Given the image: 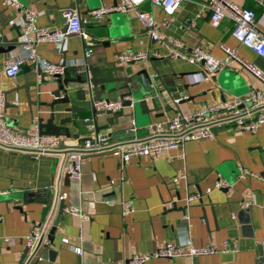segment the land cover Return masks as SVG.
I'll return each mask as SVG.
<instances>
[{"label": "crops", "instance_id": "crops-1", "mask_svg": "<svg viewBox=\"0 0 264 264\" xmlns=\"http://www.w3.org/2000/svg\"><path fill=\"white\" fill-rule=\"evenodd\" d=\"M75 1L20 0L36 10L39 27L63 32L67 26L65 13ZM232 1L254 9L259 27H264L263 8L256 0ZM200 2L185 0L171 25L163 30L181 41L184 49L201 46L217 58L225 56L222 45L236 47L241 57L264 72V57L234 38L233 22L226 18L219 26H212L210 11L202 9ZM121 3L122 0H81L79 3L77 9L83 17L89 18L85 28L94 42V51L88 60L94 66H100L103 61L122 65L127 62L121 60V55L148 52L149 57L140 60L136 69L147 68L155 78L157 85L152 88L157 109L152 103L153 96L148 95L145 107L150 111L148 116L143 115L141 108L134 111L132 107L123 106L121 111L131 116L122 121L128 125V131L114 132L110 128L100 133L113 132L115 140L144 137L149 126L177 114L189 115L207 105L245 96L252 89L264 93V84L240 66L229 67L204 79L203 64L170 58L168 50L150 37L134 11H113L100 20L90 17L93 10ZM140 8L159 21L165 17L162 8L151 1L144 2ZM198 13L201 15L192 26L187 21ZM21 22L19 11L0 0V23L6 25L1 34L9 39L17 38ZM62 44L41 43L36 51L42 59L53 63L63 62L65 54L68 63L84 62L88 45L80 36L67 37ZM20 51L19 44L11 52L0 54V109L5 111L13 129L27 132L36 119L39 122L50 117V104L54 99L51 91L56 83L50 77L40 81L28 64L22 65L17 77H9L5 63ZM32 82L39 84L29 86ZM180 93L186 98L177 105L174 99ZM116 99L120 98H112ZM62 108L56 107V125L61 118L69 116ZM161 113L164 115L158 116ZM90 117L89 112L76 114L77 119ZM105 118L99 117L100 125L106 123ZM133 121L136 133L131 131ZM65 127L71 136H62L69 144L82 142L95 133L92 126L70 123ZM214 131L213 139L188 141L183 146L165 149L156 159L135 156L123 168L111 153L90 155L83 160L81 179L70 178L69 184L65 183V176L59 183L58 156L37 158L0 148V264H22L26 258V239L33 225L45 221L52 213L53 225L58 220L57 228L51 246L43 251L44 260L35 264H125L134 253H152L166 242L187 241L196 246L213 243L219 247L227 241L238 251L153 258L145 264H262L264 124L252 133L234 124L218 125ZM241 168L249 169L254 175L242 177ZM219 177L228 182V187L215 188ZM208 189H212L210 193ZM59 190L68 194L66 206L82 209L90 220L82 222L65 209L60 214V203L54 208ZM193 192H202L203 197L187 205L185 199ZM15 199L22 201L21 204ZM121 199H131L134 211L123 215ZM243 202H249L250 206L244 208ZM81 231L85 241L83 253L78 254L75 248L80 245Z\"/></svg>", "mask_w": 264, "mask_h": 264}, {"label": "built area", "instance_id": "built-area-1", "mask_svg": "<svg viewBox=\"0 0 264 264\" xmlns=\"http://www.w3.org/2000/svg\"><path fill=\"white\" fill-rule=\"evenodd\" d=\"M8 7L19 11L22 15L21 35L18 41L21 46L19 55L9 58L5 63V72L9 77H17L22 71V65L28 64L39 80L44 75L53 77L63 75L65 66L63 62L53 63L42 59L37 54V46L41 43H54L58 46L67 39L69 34L80 36L88 45L84 59L93 53L92 37L85 28L89 18L83 17L79 9H68L65 13L67 30H51L37 25V12L29 6L23 5L20 0H4ZM160 6L165 14L162 20H158L151 13L142 10L140 6L146 2ZM185 0H122L116 7L105 6L91 11L90 17L100 20L104 15L113 11H134L138 18L146 27L150 37L168 50V55L172 59H181L192 64H203L204 79H209L212 75L232 66H240L253 74L264 84V72L252 63L247 62L238 53L236 47L222 45L225 53L223 58L211 55L201 46L184 49V44L176 38L168 35L163 29L168 28ZM257 4L263 8L264 0H256ZM202 9L210 11V23L217 27L224 19L233 22L232 35L242 45L252 49L259 56L264 57V27H259L258 16L254 9L247 8L232 0H201ZM198 13L195 18L188 19L192 26L197 23ZM148 52H129L121 55V60L125 62L140 61L149 57ZM79 61H72V64ZM186 98L183 93L174 99L175 104ZM123 99L98 100L95 107L98 110L117 112L123 108ZM1 104H4L1 98ZM221 124H234L244 132H256L264 124V93L252 89L245 96L235 97L232 100L219 101L203 107L189 115L177 114L165 122H157L148 128V133L144 137H132L123 140H115L108 133H93L84 141L69 144L67 138L62 135L41 133L38 119L33 127L27 132H19L10 125L6 113L0 109V148L8 151H17L30 154L34 157L58 156L60 161V179L69 175L70 178L81 179L83 172V160L94 154L111 153L121 162L123 168L135 156L151 157L156 159L161 151L173 147L185 145L188 141L202 139H213L214 128ZM131 131L137 132L135 121L132 122ZM254 175L249 169L241 168V176ZM178 178H174L176 181ZM228 182L223 178L215 183V188L228 187ZM212 189H208L210 193ZM202 192L189 193L186 197L187 205L192 201L202 199ZM68 194L59 190L55 197L54 208L61 201H66ZM122 213L127 215L134 211L131 199H121ZM242 206L247 208L249 202H243ZM53 209V211H55ZM65 210L73 216L79 217L82 222L90 220V216L82 209L73 205H67ZM52 211V212H53ZM53 213L43 222L33 225L26 239L29 249L22 264H35L44 260V249L51 246L49 238L50 230L53 226ZM1 220V217H0ZM80 245L75 248L78 254L83 253V243L85 241L83 232H80ZM227 241L222 247L208 243L201 246L194 245L191 241L186 243L166 242L152 253H134L125 264H145L153 258H175L194 257L201 255H212L227 252H237ZM264 264V256L263 262Z\"/></svg>", "mask_w": 264, "mask_h": 264}, {"label": "water", "instance_id": "water-1", "mask_svg": "<svg viewBox=\"0 0 264 264\" xmlns=\"http://www.w3.org/2000/svg\"><path fill=\"white\" fill-rule=\"evenodd\" d=\"M81 0L75 1L68 9H77ZM0 54H7L15 49L20 43L18 37L21 35L19 33L17 38L9 39L7 35H2L6 29V25L0 23ZM21 28V26H20ZM67 26L65 28L66 32ZM75 34H69L68 37ZM63 45V44H62ZM86 49V46L84 47ZM77 54V51H75ZM67 56L65 54V59L63 65L65 66V71L63 75H56L50 77L53 79V83H56V87L51 91L53 96V101L50 104L52 109L50 117L44 121V119H39V130L41 133L53 134V135H66L71 136L67 124L74 123L79 126H92L95 133H100L101 131L108 130L112 128L115 131H128L129 127L126 123L122 122L124 118H129L131 116H126L121 110L117 112L98 110L95 107V102L98 100L106 99L112 100L115 96L124 100V107H132L134 111L138 108L143 109V115L148 116V112L145 107L147 104L146 96L152 95V103L157 109V99L154 96L155 90L152 88L157 85L155 78L149 73L147 68H138L137 63L139 61L127 62V64L118 65L114 62L103 61L100 66L92 65L88 58L84 62H76L72 64V61L68 63ZM35 75L36 73L33 72ZM49 77L44 75L40 81L46 80ZM39 82L29 83L31 85H38ZM152 88V89H150ZM84 103L80 106L78 103ZM63 106L62 112L68 113L69 116L63 117L59 120V125L55 124L57 118L56 109L57 106ZM161 110V108H160ZM156 111V110H154ZM91 114L90 118L87 119H77V113ZM161 113L158 116H163ZM105 116L106 123L103 125L99 124V117ZM133 116V115H132ZM145 116V117H146ZM113 132L110 133L112 136ZM129 134V133H127ZM70 176H65V183L69 184ZM18 205L22 201L15 199ZM66 207L65 201L60 202V214L64 212ZM20 210L21 206H18ZM245 213V211H244ZM264 221V220H263ZM249 224L251 221L248 222ZM58 220L55 222L50 230L49 238L52 239L53 233L57 228ZM264 225V223H263ZM29 249L25 251V256L28 254ZM261 260L264 256V244L260 250Z\"/></svg>", "mask_w": 264, "mask_h": 264}]
</instances>
